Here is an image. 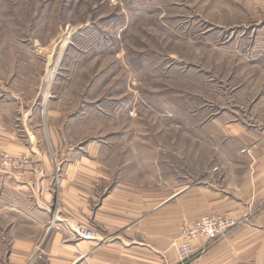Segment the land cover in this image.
<instances>
[{
  "label": "rangeland",
  "instance_id": "rangeland-1",
  "mask_svg": "<svg viewBox=\"0 0 264 264\" xmlns=\"http://www.w3.org/2000/svg\"><path fill=\"white\" fill-rule=\"evenodd\" d=\"M0 81L82 154L101 144L130 174L160 156L179 189L206 183L184 197L235 221L212 242L264 264V0H0Z\"/></svg>",
  "mask_w": 264,
  "mask_h": 264
},
{
  "label": "crops",
  "instance_id": "crops-1",
  "mask_svg": "<svg viewBox=\"0 0 264 264\" xmlns=\"http://www.w3.org/2000/svg\"><path fill=\"white\" fill-rule=\"evenodd\" d=\"M33 109L0 81V153L30 154L48 172L42 186L54 188L52 177L58 178L56 191L38 195L31 174L0 177V264H178L171 245L178 228L210 210L230 209L221 207L224 200L184 197L206 195V183L179 189L175 165L171 170L160 156L150 164L137 158L136 174H130L128 166H111L101 144L80 153L62 128L33 125ZM262 167L253 178L264 179ZM257 187L254 196L264 194V182ZM53 220L85 226L96 238L72 239L50 228ZM236 239L198 245V257L187 264H233Z\"/></svg>",
  "mask_w": 264,
  "mask_h": 264
},
{
  "label": "built area",
  "instance_id": "built-area-1",
  "mask_svg": "<svg viewBox=\"0 0 264 264\" xmlns=\"http://www.w3.org/2000/svg\"><path fill=\"white\" fill-rule=\"evenodd\" d=\"M30 174L34 181L29 185L35 184L34 192L38 195L41 193L49 194L51 191L57 190V176L52 177L54 188L50 185L42 186V181L49 178L48 172L39 163L34 162L30 154L25 152L0 153V177L8 176L15 180H24ZM234 225L235 221L231 216L212 212L180 226L179 235L171 244L175 250L178 264L191 262L198 255V245L203 244L206 247L209 241L224 235ZM50 228L61 229L76 240L93 241L96 238L91 229L67 220H53ZM200 251L202 250L200 249Z\"/></svg>",
  "mask_w": 264,
  "mask_h": 264
},
{
  "label": "bare ground",
  "instance_id": "bare-ground-1",
  "mask_svg": "<svg viewBox=\"0 0 264 264\" xmlns=\"http://www.w3.org/2000/svg\"><path fill=\"white\" fill-rule=\"evenodd\" d=\"M68 33H69V31H67V34H66L67 36H69V34H68ZM62 55H63V54H62ZM46 77H47V76H46Z\"/></svg>",
  "mask_w": 264,
  "mask_h": 264
}]
</instances>
